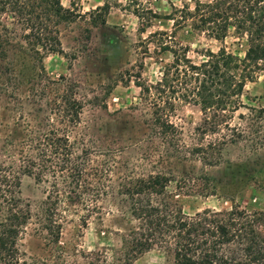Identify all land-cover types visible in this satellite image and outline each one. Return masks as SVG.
<instances>
[{"label":"rangeland","instance_id":"obj_1","mask_svg":"<svg viewBox=\"0 0 264 264\" xmlns=\"http://www.w3.org/2000/svg\"><path fill=\"white\" fill-rule=\"evenodd\" d=\"M194 1L206 0H59L71 14L63 20L48 15L41 0H17L18 6L26 5L31 22L45 26L56 39L61 52L53 55L39 46V55L28 51L22 40L26 16L19 18L11 2L0 11V161L14 162L15 145L21 146L30 131L45 133L54 126L65 128L82 171L73 191L81 196H65L63 184H56L52 220L61 228L53 236L44 229L49 224L42 208L47 185L20 177L19 198L30 219L18 236L17 264H172L170 255L155 245L126 256L118 236L137 226L129 211L132 204L155 207L165 197L176 200L179 207L173 209L184 216L237 206L253 216L250 228L264 234V70L244 84L230 112L202 113L177 97L163 112L174 130L165 136L154 125V108L139 97L134 84H152L160 66L171 61L170 53L157 51L155 38L162 32L169 45L178 43L174 51L195 65L219 49L243 57L244 38L232 30L222 40L197 33L185 42L178 36L186 31H173L178 14H171L174 21L149 23L134 15L191 10ZM70 86L82 106L75 124L50 111ZM157 175L167 178L161 194L131 193L138 180ZM242 247L234 240L221 253L239 260ZM258 263L264 264V258Z\"/></svg>","mask_w":264,"mask_h":264},{"label":"trees","instance_id":"obj_2","mask_svg":"<svg viewBox=\"0 0 264 264\" xmlns=\"http://www.w3.org/2000/svg\"><path fill=\"white\" fill-rule=\"evenodd\" d=\"M9 1L1 0L0 11ZM41 1L48 15L60 16L63 20L71 19L70 12L60 7L59 0ZM10 4L19 18L22 14L26 16L22 24L26 33L22 40L26 42L28 51L39 55L36 49L39 46L45 54L61 52L56 39L50 33L48 35L46 27L41 29L38 23L31 22L30 12L25 11L26 5L18 6L17 0ZM102 8L105 10V7ZM171 14H178L173 31L176 28L186 31L185 35L180 32L178 39L187 42L195 34L203 33L215 40H222L232 30L237 38H244L246 49L242 58L227 54L222 49L215 54L207 52L206 60L195 65L184 53L177 54L174 51L178 43L169 45V36L164 32L155 38L159 41L156 43L157 51L160 54L170 53L171 61L160 66L158 79L152 84H134L139 89V97L154 108L151 112L153 122L163 136L174 132L165 121L163 112L172 108L177 97L198 106L202 113L212 109L219 112L229 109L230 112V106L236 104L244 84L252 82L256 74L264 70V0L194 1L191 10L187 7L171 8V13L165 15L145 10L134 13L140 21L145 19L148 23L149 20L174 21ZM186 19H190L188 26L183 24ZM187 52L188 46L185 47ZM81 108L70 86L51 104L50 111L67 124H75ZM65 133V128L54 126L45 133L30 131L31 136L25 138L21 146L19 142L15 145L16 153L19 151L17 159L9 162V165L0 161V264H17L18 236L30 219L28 206L19 198L20 177H31L36 184L47 185L42 208L49 224L44 229L52 232V236L61 228L58 224L54 225L52 220L57 215L56 199L50 201L52 196L57 197L56 184H63V189L67 190L64 191L65 196L71 193L81 196L73 192L82 177L81 167L74 161L77 158L72 156ZM25 148L27 152H24ZM150 176L146 180H138L137 189L131 193L140 195L154 191L161 194L167 178L163 175ZM165 198L155 207L130 206L129 211L137 221V226L118 235L121 236L123 249L127 251L126 256L137 251L142 253L155 245L170 255L172 264H259L264 258V234L250 228L253 216H248L244 209L239 210L236 206L229 210L203 211L201 214L184 216L178 208L173 209L178 204L176 200ZM86 217L88 214L83 219ZM234 240L243 246L239 250L241 253H238L241 254L239 260L226 258L221 253V248Z\"/></svg>","mask_w":264,"mask_h":264}]
</instances>
